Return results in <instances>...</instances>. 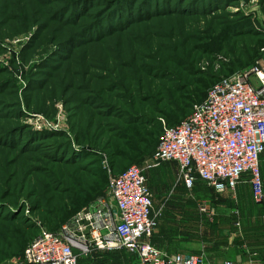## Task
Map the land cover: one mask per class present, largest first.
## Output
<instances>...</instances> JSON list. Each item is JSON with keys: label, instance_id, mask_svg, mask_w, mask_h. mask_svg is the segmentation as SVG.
Masks as SVG:
<instances>
[{"label": "rangeland", "instance_id": "1", "mask_svg": "<svg viewBox=\"0 0 264 264\" xmlns=\"http://www.w3.org/2000/svg\"><path fill=\"white\" fill-rule=\"evenodd\" d=\"M261 40L264 0H0V264H26L19 250L42 226L60 231L76 199L89 192L93 207L113 174L144 168L161 137L147 132L178 100L187 114L198 102L187 97L194 72L249 69ZM211 41L215 52L198 48ZM133 128L144 138L137 160ZM168 165L150 188L183 185ZM199 182L188 199H220ZM122 260L140 264L130 252L78 251V264Z\"/></svg>", "mask_w": 264, "mask_h": 264}, {"label": "built area", "instance_id": "2", "mask_svg": "<svg viewBox=\"0 0 264 264\" xmlns=\"http://www.w3.org/2000/svg\"><path fill=\"white\" fill-rule=\"evenodd\" d=\"M261 54L249 69L222 76L179 123L169 125L161 118L164 128L151 161L113 174L110 197L82 208L73 224L58 232L42 226L24 251L26 264H78V251L95 249L126 250L140 264H241L169 254L148 241L159 220L146 172L174 162L189 191L202 181L218 195L247 182L254 201L264 203V46ZM200 210L209 213L210 208L201 204Z\"/></svg>", "mask_w": 264, "mask_h": 264}, {"label": "crops", "instance_id": "3", "mask_svg": "<svg viewBox=\"0 0 264 264\" xmlns=\"http://www.w3.org/2000/svg\"><path fill=\"white\" fill-rule=\"evenodd\" d=\"M169 163L174 162H165L147 170L148 182L153 180L154 175H157L156 178H169L172 171ZM197 184L191 192H202ZM170 186L166 183L152 184L154 211L160 215L158 213V228L148 241L169 254H202L212 263L232 260L241 264H264V203L254 201L249 183H240L235 190L218 194L220 199L204 198L199 201L187 198L185 192L188 189L184 185ZM204 194L209 195L206 189ZM201 204L209 206V213L200 210ZM122 264L131 262L122 260Z\"/></svg>", "mask_w": 264, "mask_h": 264}, {"label": "trees", "instance_id": "4", "mask_svg": "<svg viewBox=\"0 0 264 264\" xmlns=\"http://www.w3.org/2000/svg\"><path fill=\"white\" fill-rule=\"evenodd\" d=\"M212 43H213L212 41L208 42V43L207 42H203L201 44H198V48L201 49L202 51H205V52H207V51L215 52L216 49L212 46ZM263 46H264V40H261L260 43L258 44L257 55L259 53H261V48ZM194 75L197 76V77L193 81V84H194L193 89L188 91L190 96H187V97L193 98L192 99L193 102L194 101H198L199 102V101L203 100L207 96L208 90L211 88V86L213 84H215L222 77V76L214 75L211 72H208L206 70H198V71L194 72ZM187 112H188V106L185 105V107L182 108L180 106V100H178L176 105L172 107L170 114H167V115L165 114L164 115V119L166 120L167 124L174 125V124L179 123L183 118H185L188 115ZM184 115H186V116H184ZM163 128H164L163 127V123L162 122H158V124H156L154 126V130L147 132V135L150 136L153 140H156L158 137L161 136V134L163 132ZM133 129H134V135L135 136L134 135L132 136V138H131V140L129 142V146H130L131 152L135 153V159L134 160H137L142 154L140 152L139 143L141 141H143L144 138H143L141 132H139V130H137L136 128H133ZM106 182H107V177H104L103 181H101V183H97V185L95 187H93L92 190L93 191H98V190L102 191L103 184L106 183ZM92 197H93L92 194L87 192L86 197H84V198L80 197V200L82 199L81 201L79 200V198L76 199L77 201H75V206H73V208H70L66 212V214L64 215V217L62 219V223H64V224H73V220H74L76 214L82 208L90 206L89 203L94 201V198H92ZM29 242L27 243V245L29 244ZM27 245H22L21 246V248L19 250L20 251L19 253L21 255L24 254V251H25Z\"/></svg>", "mask_w": 264, "mask_h": 264}]
</instances>
